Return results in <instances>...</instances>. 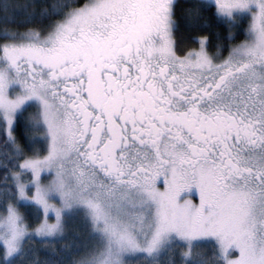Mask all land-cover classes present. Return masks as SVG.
Segmentation results:
<instances>
[{
  "label": "snow or ice",
  "instance_id": "6c2138e0",
  "mask_svg": "<svg viewBox=\"0 0 264 264\" xmlns=\"http://www.w3.org/2000/svg\"><path fill=\"white\" fill-rule=\"evenodd\" d=\"M178 2L0 0V264H264V0Z\"/></svg>",
  "mask_w": 264,
  "mask_h": 264
},
{
  "label": "trees",
  "instance_id": "16d2710c",
  "mask_svg": "<svg viewBox=\"0 0 264 264\" xmlns=\"http://www.w3.org/2000/svg\"><path fill=\"white\" fill-rule=\"evenodd\" d=\"M19 3H24V0H18ZM56 0H36V11H39L41 7L47 4L55 3ZM192 3H194V0H179V2L176 5V21H177V30L175 32V40L177 44V48L180 50V54L182 55L184 51H187L191 48H197L198 44L194 43L193 37L194 36H202V35H209L211 37L210 45H209V51L215 52V45L218 42H223L225 44V50L223 55H227V46L238 44L240 43L244 38V27L245 23L242 22L237 30L234 32V39L228 40L226 39L228 35V30L225 26L219 24L217 21H215L211 15L210 12H204L203 19L198 21V25H203L204 20H207L208 27H189L188 26V19L185 17L183 13V9L189 7ZM27 11H31V9H28ZM19 19H23V16L21 15L18 17ZM35 22L28 25H22L21 30H23L26 27H38ZM219 33L220 40H217L216 33ZM24 119L21 118V123L18 128V135L20 136V141L22 144L26 143V140L24 138ZM30 154V152L28 153ZM3 176V170L0 169V177ZM38 221L35 220V223ZM29 223L33 226L35 223H31V220ZM74 234L69 232L67 235L61 239L56 240L55 246L57 250L59 251L64 245H70L74 241L78 242V239L76 240L73 236ZM38 249V256L41 261V264H43V261L48 259L50 257V250H44L41 248L39 244L36 245ZM212 252H208V256H211ZM77 258V254H73V256L69 257V259Z\"/></svg>",
  "mask_w": 264,
  "mask_h": 264
},
{
  "label": "rangeland",
  "instance_id": "374dc122",
  "mask_svg": "<svg viewBox=\"0 0 264 264\" xmlns=\"http://www.w3.org/2000/svg\"><path fill=\"white\" fill-rule=\"evenodd\" d=\"M33 111V109H28V111H26L24 113V116L22 117L24 119V121H26V119L29 117L30 113ZM28 135H32V132L29 131L27 133ZM31 154V153H30ZM50 179V177H49ZM193 199H194V202H197L198 203V198H196L195 196H193ZM23 211V209H22ZM31 220V223H35V220L32 219L31 217L29 218V221ZM36 224V223H35ZM35 225H33L34 227ZM73 233L75 239L77 240L78 239V242L80 241H83L85 238H86V235H87V232H86V229H85V226L82 224V222L78 219L76 220H68L67 222V230H66V233L64 235V237L67 235V233ZM61 239V238H60ZM203 251L206 252V254H208V252H212V248L210 245H206L203 249Z\"/></svg>",
  "mask_w": 264,
  "mask_h": 264
},
{
  "label": "flooded vegetation",
  "instance_id": "af4514ba",
  "mask_svg": "<svg viewBox=\"0 0 264 264\" xmlns=\"http://www.w3.org/2000/svg\"><path fill=\"white\" fill-rule=\"evenodd\" d=\"M243 22L245 23V27H244V29H246L247 26H248L249 21H248L247 19H245ZM244 39H245V38H244ZM244 39H243V40H244ZM243 40H242V41H243ZM242 41H241V42H242Z\"/></svg>",
  "mask_w": 264,
  "mask_h": 264
}]
</instances>
